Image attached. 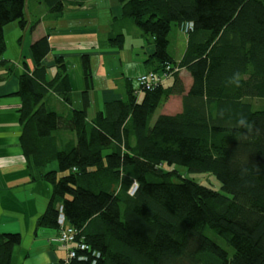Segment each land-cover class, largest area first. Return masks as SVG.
Wrapping results in <instances>:
<instances>
[{"label":"trees","instance_id":"trees-1","mask_svg":"<svg viewBox=\"0 0 264 264\" xmlns=\"http://www.w3.org/2000/svg\"><path fill=\"white\" fill-rule=\"evenodd\" d=\"M41 2L53 15L64 7L63 0ZM118 2L123 18L151 40L153 72L172 68L173 79L128 89L90 119L87 60L83 109L47 108L49 93L70 102L64 60L54 59L57 72L47 80L42 61L51 47L43 36L30 45L32 71L16 74L4 59V27L26 26V0H0L1 78L18 79L24 157L35 169L56 164L40 175L51 198L36 227L59 231L61 207L85 247L70 264H264V108L253 106L264 102V0ZM187 24L192 27L176 62L169 33ZM122 40L118 35L111 42L121 47ZM176 65L188 74V86ZM237 72L240 86L228 85ZM175 96L180 110L152 122L156 109ZM241 114L251 130L236 126ZM59 133L71 136L61 147ZM174 165L213 175L219 188L163 169ZM20 241L19 233L0 232V264H12Z\"/></svg>","mask_w":264,"mask_h":264},{"label":"crops","instance_id":"crops-1","mask_svg":"<svg viewBox=\"0 0 264 264\" xmlns=\"http://www.w3.org/2000/svg\"><path fill=\"white\" fill-rule=\"evenodd\" d=\"M63 2L62 12L53 15L41 0H26V26L21 29L14 22L4 27V36L11 32L16 37L12 43L5 40L4 59L16 74L25 69L32 71L30 45L47 36L51 51L42 61L46 79L54 77L57 72L54 59L62 57L71 95L67 103L49 93L45 104L62 113L83 109L82 96L86 90L83 63L86 59L90 75L87 113L91 119L103 110L104 103L123 99L128 89L138 87L137 78L155 66L153 47L150 39L143 36L130 20L123 18L118 0ZM118 35L123 37L121 47L111 42ZM129 36L134 43L127 49ZM4 71L0 68V232L21 236L20 244L13 250L12 264H70L66 248L58 242V229L36 227L37 218L51 198V186L40 175L55 170L56 164L35 169L24 157L21 147L23 124L18 112L20 99L16 95L18 79L14 75L2 79ZM171 83L172 78H169L164 84ZM189 84L190 79L185 85Z\"/></svg>","mask_w":264,"mask_h":264},{"label":"rangeland","instance_id":"rangeland-1","mask_svg":"<svg viewBox=\"0 0 264 264\" xmlns=\"http://www.w3.org/2000/svg\"><path fill=\"white\" fill-rule=\"evenodd\" d=\"M5 40L9 39V41L15 42L16 37L11 35V32H9V34H7V36H4ZM186 41H187V33L185 31L184 26L180 25L179 27H172L171 28V32L169 33V46H168V52L169 54H171L174 59L176 60V62L179 61L182 53L184 52V49L186 47ZM134 43V39L129 36L127 38L126 41V48L128 49L130 47V45ZM10 47V43L8 45ZM125 49V51L127 50ZM127 58L126 56V52H124V60ZM127 67V65L125 66ZM176 69L178 73L179 77L182 78V81L184 84L188 83V74L183 70L180 69L178 67V65H176ZM133 70V68H131V71ZM167 73H165V71H158V72H153L152 70H149L147 72H145L142 75H145L147 73H154L157 76H159V78L161 79V84H164L166 80H168L169 78L173 79V70L172 68H167ZM172 71V72H171ZM142 75H140L139 77H141ZM175 75V74H174ZM138 77V78H139ZM138 78H137V84H138ZM138 88V87H137ZM253 106L255 109H261L264 108V102H257V101H253ZM181 108V99L178 96L175 97H170L168 99V101L162 103L155 111L153 118H152V122L155 120V118L159 115V114H164V113H169V114H174L176 112H178ZM70 138L69 134H64V133H59L56 135V141L61 145L62 143L66 142L68 139ZM55 164V163H54ZM54 166V165H53ZM165 171L169 170V171H173L175 173L178 174V176H180L181 178H186V179H190L196 183H199L203 186H206L208 188L211 189H218L219 188V183L217 182V180L215 179V177L211 174H205V173H189L187 172L183 167L180 166H171V167H164L163 168ZM205 234H207L215 243H218L221 245V241L209 230L205 231Z\"/></svg>","mask_w":264,"mask_h":264},{"label":"built area","instance_id":"built-area-1","mask_svg":"<svg viewBox=\"0 0 264 264\" xmlns=\"http://www.w3.org/2000/svg\"><path fill=\"white\" fill-rule=\"evenodd\" d=\"M191 24H187L184 26L185 31L187 32L188 29H191ZM161 79L159 76H157L154 73H147L145 75H142L138 78V84L139 86L143 87H151L156 85ZM135 189V188H133ZM57 225L59 226V235H58V242L66 248L67 250V259L70 261L73 258H76L77 250H83L85 249L84 245L82 243H78L75 241L74 232L71 228L66 226L64 216L61 210V207L57 209ZM78 260L80 257H78Z\"/></svg>","mask_w":264,"mask_h":264},{"label":"clouds","instance_id":"clouds-1","mask_svg":"<svg viewBox=\"0 0 264 264\" xmlns=\"http://www.w3.org/2000/svg\"><path fill=\"white\" fill-rule=\"evenodd\" d=\"M227 84L239 87L240 86V75H239V73L238 72L237 73H233V75L228 78ZM236 126L237 127L246 128V129H249V130H251V128H252L251 122L243 114L240 115Z\"/></svg>","mask_w":264,"mask_h":264}]
</instances>
